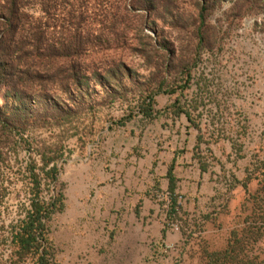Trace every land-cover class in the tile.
I'll list each match as a JSON object with an SVG mask.
<instances>
[{
	"label": "crops",
	"instance_id": "crops-1",
	"mask_svg": "<svg viewBox=\"0 0 264 264\" xmlns=\"http://www.w3.org/2000/svg\"><path fill=\"white\" fill-rule=\"evenodd\" d=\"M155 100L159 112L142 132L127 127L130 141L98 152V165L73 167L75 184L51 219L62 264H246V248L263 263L264 189L252 173L264 129L239 111L224 129L198 130L184 113L163 111L169 95Z\"/></svg>",
	"mask_w": 264,
	"mask_h": 264
},
{
	"label": "rangeland",
	"instance_id": "rangeland-1",
	"mask_svg": "<svg viewBox=\"0 0 264 264\" xmlns=\"http://www.w3.org/2000/svg\"><path fill=\"white\" fill-rule=\"evenodd\" d=\"M52 1L47 12L40 0H28L25 10L33 20L47 21L54 38H59L63 26L70 24L87 31L90 41L85 56L98 71L120 62L132 73L131 78L119 75L103 83H90L83 97L85 107L74 121L79 126L78 133L64 141L65 159L57 183L63 193L68 195L69 188L75 184L69 179L75 165L85 162L98 165V152L112 144L119 147L130 141L132 135L127 127L138 132L146 128L148 120L140 114L124 126L109 129L108 125L132 109L136 111L138 84L158 71L161 59L169 58L173 64L179 59H191L193 76L181 100L188 99L196 105L191 112L201 124L224 129L229 118L232 120L240 111L252 130L264 129V11L246 14L229 25L223 12L231 6V0H222L206 19L215 27L210 36L212 44L196 49L197 0H154L155 8L142 4L141 0ZM158 37L167 39L174 53L164 49ZM165 76L171 78L168 71ZM58 132L59 128L54 126L50 130L37 129L35 133L46 137ZM27 155L22 148L16 154L10 153V165L2 173L0 239L28 201L22 172ZM32 155L38 161V155L34 152ZM52 221L50 234L59 228ZM262 236L264 239V229ZM54 248L57 264H62L63 245L54 243ZM253 251L249 248L244 251L246 264H264L258 259L255 262ZM8 252V243H0V264ZM259 255L264 260V246L259 249ZM81 262L76 260L71 264Z\"/></svg>",
	"mask_w": 264,
	"mask_h": 264
},
{
	"label": "trees",
	"instance_id": "trees-1",
	"mask_svg": "<svg viewBox=\"0 0 264 264\" xmlns=\"http://www.w3.org/2000/svg\"><path fill=\"white\" fill-rule=\"evenodd\" d=\"M27 1L0 0V195L4 191L2 173L10 165L9 154H16L21 148L28 152L22 165L28 201L0 239V243L6 242L9 247L2 264H57L50 221L64 208V194L57 188L65 159L64 141L78 133L79 126L74 121L85 107L83 97L90 83H103L119 75L131 78L132 73L120 62L98 71L85 56L90 41L87 31L70 24L63 26L59 38H54L47 21L33 20L25 10ZM221 1L197 0L196 49L212 44L210 36L215 27L206 19ZM52 2L40 0L45 12ZM141 3L151 8L157 6L154 0H141ZM259 11H264V0H231V6L223 13L232 25L242 16ZM158 38L164 49L174 53L167 39ZM158 66L155 74L138 84L136 111L132 109L110 121L109 129L124 126L138 114L145 120L152 119L159 112L155 108L158 94L172 98L163 111L172 115L184 113L190 125L200 129V122L191 112L196 105L188 99L181 100L193 76L191 59H179L174 64L169 58L161 59ZM166 71L171 78L165 76ZM54 126L59 128L55 135L40 137L35 133L37 129L50 130ZM32 152L38 155V161ZM252 174L258 182H263L264 189V159ZM175 213L172 200L167 219H174Z\"/></svg>",
	"mask_w": 264,
	"mask_h": 264
},
{
	"label": "built area",
	"instance_id": "built-area-1",
	"mask_svg": "<svg viewBox=\"0 0 264 264\" xmlns=\"http://www.w3.org/2000/svg\"><path fill=\"white\" fill-rule=\"evenodd\" d=\"M169 226L171 227V228H173V229H175V230H178L179 229V225H178V223H176V222H170L169 223Z\"/></svg>",
	"mask_w": 264,
	"mask_h": 264
}]
</instances>
